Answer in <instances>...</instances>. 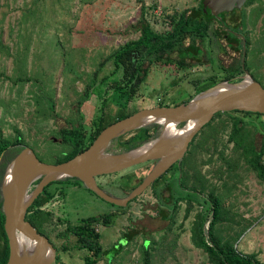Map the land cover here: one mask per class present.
<instances>
[{"label": "rangeland", "instance_id": "rangeland-1", "mask_svg": "<svg viewBox=\"0 0 264 264\" xmlns=\"http://www.w3.org/2000/svg\"><path fill=\"white\" fill-rule=\"evenodd\" d=\"M197 3L198 0H0L1 138L13 140L19 132L39 160L53 163L55 157L69 149L60 140V131L78 124L95 129L99 122L107 127L121 117L120 109L128 110L131 104L152 107L160 99L171 104L192 93L184 89L187 74L193 72L191 66L154 62L146 67L138 88L129 93L118 89L117 78L121 75L119 70L114 72L112 52L138 39L140 32L135 27L141 11L149 27L158 33L168 29L179 12ZM242 30L256 49L252 65H258L253 74L264 83V56L259 54L264 49V30L257 32L250 24L243 25ZM129 64L133 69L138 61L132 58ZM93 74L94 84L79 104ZM175 75L180 81L169 86ZM100 98L106 100L102 119ZM235 117L244 124L233 141L230 133ZM249 143L256 149L264 143V117L219 114L192 138L181 163L174 162L160 180L124 208L70 179L48 183L43 192L51 191L50 199L44 200L41 192L35 202H44L42 210L50 216L36 221V225L55 248L56 260L52 264H82L89 253L79 248L74 236L64 235L65 228L104 214L110 215L111 222L104 226L100 221L95 226L111 264H143L145 252L150 264H210L205 252L191 241L197 215L204 214L205 221L210 220L209 194L220 206V218L214 225L218 239L234 243L240 253L255 254L264 264V181L248 164L250 154L244 148ZM16 147L7 149L0 160V183L6 162L20 148ZM124 149L117 138L108 148ZM260 161L264 165V151ZM149 168L140 164L101 175L98 181L109 194L121 196ZM165 185L173 186L174 193L181 196L173 210L156 196L169 194ZM159 205L166 213L171 212L167 218L158 212ZM124 235L134 236L128 240ZM97 264H106L105 258Z\"/></svg>", "mask_w": 264, "mask_h": 264}, {"label": "water", "instance_id": "water-1", "mask_svg": "<svg viewBox=\"0 0 264 264\" xmlns=\"http://www.w3.org/2000/svg\"><path fill=\"white\" fill-rule=\"evenodd\" d=\"M245 0H202L204 14L236 10ZM220 20V18L218 17ZM238 112L264 115V87L246 70L236 80H220L176 105H154L118 120L104 129L87 148L57 163L39 160L26 144L6 163L0 183L3 229L8 243L6 264H52L55 248L25 219L29 205L52 181L79 179L103 200L125 207L152 185L174 163L179 162L192 138L218 113ZM150 125L157 133L123 151H109L113 139ZM14 146H9L10 149ZM6 149V150H7ZM0 154V160L5 151ZM154 161L142 180L124 196H113L99 184L101 175L117 173Z\"/></svg>", "mask_w": 264, "mask_h": 264}, {"label": "trees", "instance_id": "trees-1", "mask_svg": "<svg viewBox=\"0 0 264 264\" xmlns=\"http://www.w3.org/2000/svg\"><path fill=\"white\" fill-rule=\"evenodd\" d=\"M198 7L199 8L196 9L195 12H193V17H196L199 14V12L197 14V11L200 10V7H202L201 2L199 3ZM185 11L186 10H182L181 12H179V17L177 19H174L176 24L173 27V34L169 36L166 33V35L163 36L162 39H160L158 33L154 32L151 29V27H149V24L144 20L142 16L143 11L140 12L141 18L138 21V25H136L135 27L136 28L135 31L140 32L138 39L135 41L128 42L118 47L116 50L112 52L113 62L115 67L114 72L119 70L121 75L120 79L117 78L116 87L118 89L125 90L129 93L134 88H138L140 86V80L142 79V76L146 73V67H143L144 62L142 61H145L147 56L151 58L150 63L151 62L155 63L160 59V55L162 53L169 52V47L171 46V43L176 37L179 39L183 38V33L185 30L201 28V26H198L196 24V22L198 21L196 18H192L189 20L185 18ZM173 22H171V24ZM166 32H168V30ZM178 33L180 34L178 35ZM160 47L163 50H160ZM131 52H136L139 55V60H136L138 61V65L136 64V66L133 69L129 64V62L132 61ZM224 79H229V78L224 77ZM175 83L176 82L172 83V85L175 86L174 85ZM93 84H94V74L92 76V79L88 82L84 90V93L78 100L79 104L84 102L85 95L87 92L90 91ZM196 93L197 92L195 91H193L192 93L191 92L186 93L184 94V96L178 98L177 100H174V102L171 104H164L163 101L160 99L158 103H156L155 105H166V106L176 105L180 102H185L191 97V95ZM100 102L101 104L98 107L100 110L99 115L101 116L102 119L103 117L102 113L104 110L103 108H105L104 103L106 102V100L105 99L102 100V98H100ZM135 106L138 105L131 104L128 106V110L126 108L120 109L118 113H120L121 110H123V112H121L120 114L121 117L117 118V121L131 115L132 113L137 112V110L140 108ZM219 114L221 113L216 114L214 118ZM227 114H237V115L239 114L241 116L250 115L255 117H259V116L264 117V115H260L256 113L238 112V110H232V112ZM103 124H104L103 122L102 123L99 122L97 124V127H95V129H91V128L85 129L83 124H78L76 126H70L68 129H64L60 131V140L62 143L68 145L69 149L61 156L55 157L53 163L64 161L72 157L74 154H77L78 152L87 148L88 145L93 141V139L97 137L99 131L102 128L103 129L105 128L103 127ZM208 124H210V122L207 123V125ZM243 124L244 122L241 120L240 117L234 118L230 133V137L233 141H235L234 135L241 130V126ZM158 128L159 125H150L147 127H143L120 136L119 138H117V141L119 142L120 145H122L125 148L124 150H127L139 145L146 139L153 137L157 133ZM20 144H26V143L23 141L22 135L19 132L16 134L13 140L1 138L0 136V154L2 153V151L6 150L9 146H15V148H17L16 146ZM18 149L15 151V153L18 151ZM244 150L250 154L248 158L249 166L255 171L256 176L264 181V165L260 161V157L264 151V143H262L260 148L258 149H256L253 144L249 143L246 145ZM142 178L143 177H141L137 181V183L131 185L130 188H128V190L134 188L142 180ZM160 178L161 176L158 179H156L155 182L160 180ZM64 179H70L74 181V183L76 182L82 184L81 181L76 178L70 177ZM164 187L167 188L168 190L169 194L167 196H164L161 193L159 195H156L158 194V192L156 191H155V195L157 196L158 200L164 202L166 206L170 205L173 210V208L176 207L175 205L176 202L181 199V196L176 195L174 193L173 186L165 185ZM51 194H52L51 191L50 192H48L47 190L44 191L42 193L43 197H45L44 200H49L50 196H52ZM207 197H208V202L210 201L209 204L211 208L210 220L205 221L204 214L200 213L197 215L195 224H193L191 228L192 244L195 245L198 249H201L205 252V254L208 257V262L210 264H262L256 259L255 254L240 253L239 251L236 250L234 243L231 244L230 242H222L221 240L218 239V237L214 233V225L220 218L219 216L220 206L217 199L212 194H209ZM35 200L36 198L29 206L25 219L30 223V225L36 230L37 233L42 235V233L37 229L36 221L41 222L42 220H44V218H46V216H50V215L49 213L42 210V207L44 206L42 204L44 202L42 201L41 203L35 202ZM158 207H159L158 212L161 213L164 219L167 218V216L171 213V212L166 213L164 208H162L163 205L162 206L159 205ZM100 221L105 226L106 224L111 222L110 215L104 214L101 215L100 218H93V219L89 218L88 220L80 221L82 223H80L79 225L68 226L65 228L64 235L68 234L74 236L79 244L78 245L79 248L85 249L89 253V255L83 257L82 264H97L101 261L102 258H105L106 264H111L112 262V259L111 261H108V257H109L108 250H103L100 244V233L98 231L97 226H95V224H99ZM3 223H4V216L1 210V199H0V264H6L8 258V243L3 229ZM124 236H126L129 240L133 238L134 235H128V236L124 235ZM63 250H65V248H63ZM143 264H150L149 255L147 254V252H145Z\"/></svg>", "mask_w": 264, "mask_h": 264}, {"label": "flooded vegetation", "instance_id": "flooded-vegetation-1", "mask_svg": "<svg viewBox=\"0 0 264 264\" xmlns=\"http://www.w3.org/2000/svg\"><path fill=\"white\" fill-rule=\"evenodd\" d=\"M200 2L202 3V0H198L196 7H190L185 11V18L187 20L196 18L198 20L196 24L201 26V28L185 30L183 38L179 39L176 37L169 47V52L162 53L160 59L155 63L165 66L176 65L183 68L191 66L190 71L193 72L187 74V86L184 87L187 91L198 92L220 80H236L242 75L244 70L263 86L264 83L256 79L253 74V69L258 65V63L252 65L256 49L251 47L250 37L242 28L243 25L250 24L251 28L257 29V32L261 28L264 30V0H245L242 6L236 10L219 12L218 17L220 20L218 17L213 16L209 10L206 14H203L202 7L197 11V14L198 12L199 14L193 17V12L199 8ZM244 12H246V15H244ZM175 24L176 22L174 21L168 29L158 32L160 39L166 33L171 36ZM167 30L168 32H166ZM261 45L264 46V41ZM160 50L163 49L160 47ZM259 54L264 56V49ZM134 55L137 56L138 53L131 52V57L135 61L139 60L137 57L134 58ZM150 61L151 58L147 56L146 60L143 61V67L149 66L151 64ZM192 67L197 69L193 70ZM201 71L202 73H200ZM186 76H184V79H186ZM224 77L229 79H224ZM179 81V78L175 75L170 80L169 86H173L172 83L174 82H176L174 84L176 85ZM181 161L182 159L179 163ZM153 162L150 161L144 164L151 167Z\"/></svg>", "mask_w": 264, "mask_h": 264}, {"label": "crops", "instance_id": "crops-1", "mask_svg": "<svg viewBox=\"0 0 264 264\" xmlns=\"http://www.w3.org/2000/svg\"><path fill=\"white\" fill-rule=\"evenodd\" d=\"M243 254H245V253H243Z\"/></svg>", "mask_w": 264, "mask_h": 264}, {"label": "bare ground", "instance_id": "bare-ground-1", "mask_svg": "<svg viewBox=\"0 0 264 264\" xmlns=\"http://www.w3.org/2000/svg\"><path fill=\"white\" fill-rule=\"evenodd\" d=\"M190 147V146H189Z\"/></svg>", "mask_w": 264, "mask_h": 264}]
</instances>
